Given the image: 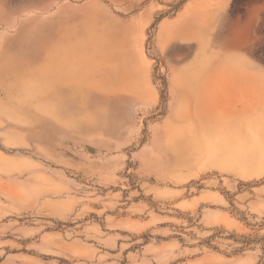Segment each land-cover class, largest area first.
<instances>
[{
  "label": "rangeland",
  "instance_id": "374dc122",
  "mask_svg": "<svg viewBox=\"0 0 264 264\" xmlns=\"http://www.w3.org/2000/svg\"><path fill=\"white\" fill-rule=\"evenodd\" d=\"M181 3L0 0V264H264V0L247 117L175 114Z\"/></svg>",
  "mask_w": 264,
  "mask_h": 264
},
{
  "label": "crops",
  "instance_id": "0c3cea01",
  "mask_svg": "<svg viewBox=\"0 0 264 264\" xmlns=\"http://www.w3.org/2000/svg\"><path fill=\"white\" fill-rule=\"evenodd\" d=\"M233 1L187 0L173 17L160 22V43L174 38L180 55L185 53L184 47H190V60L175 66L173 103L180 117H247L261 109V62L255 57V44L262 10L246 6L242 12L233 13ZM98 10L101 7L96 13ZM151 14L148 10L124 26L120 21L109 26L105 36L110 42L103 48L95 45L94 51H113V47L121 46L116 43L131 40L134 26L142 32ZM98 20L96 17L95 31L101 36ZM122 46L128 51L133 45Z\"/></svg>",
  "mask_w": 264,
  "mask_h": 264
},
{
  "label": "trees",
  "instance_id": "16d2710c",
  "mask_svg": "<svg viewBox=\"0 0 264 264\" xmlns=\"http://www.w3.org/2000/svg\"><path fill=\"white\" fill-rule=\"evenodd\" d=\"M187 0H182L181 6L186 2ZM235 4V0L233 1V5ZM181 6L179 7V9L181 8ZM178 10V9H177ZM243 10L239 11L242 12Z\"/></svg>",
  "mask_w": 264,
  "mask_h": 264
},
{
  "label": "bare ground",
  "instance_id": "6f19581e",
  "mask_svg": "<svg viewBox=\"0 0 264 264\" xmlns=\"http://www.w3.org/2000/svg\"><path fill=\"white\" fill-rule=\"evenodd\" d=\"M179 80V79H178Z\"/></svg>",
  "mask_w": 264,
  "mask_h": 264
}]
</instances>
